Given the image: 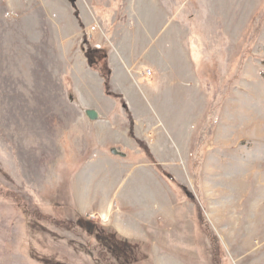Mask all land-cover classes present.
I'll use <instances>...</instances> for the list:
<instances>
[{"label":"rangeland","instance_id":"obj_1","mask_svg":"<svg viewBox=\"0 0 264 264\" xmlns=\"http://www.w3.org/2000/svg\"><path fill=\"white\" fill-rule=\"evenodd\" d=\"M122 55L137 76L160 67L164 102L114 82ZM123 86L180 165L142 157L193 205L145 243L72 203L101 144L86 110L148 130ZM107 150L140 162L122 138ZM0 264H264V0H0Z\"/></svg>","mask_w":264,"mask_h":264},{"label":"crops","instance_id":"obj_2","mask_svg":"<svg viewBox=\"0 0 264 264\" xmlns=\"http://www.w3.org/2000/svg\"><path fill=\"white\" fill-rule=\"evenodd\" d=\"M122 56L123 58L116 57L119 61L114 60L115 64L112 65L114 82L121 85L124 82H128L131 87H133V82L138 85L139 82H143L154 104L164 102L162 101V92L166 89L161 90L163 80L160 78L162 76L160 67L158 66L156 69L150 66L154 79L146 81L147 75H136V72L142 71V68H137L135 72V67L131 69L134 65L131 66V58ZM124 60L126 61L125 63H120ZM130 70L135 72V77H132ZM175 75L177 78L178 75ZM173 84L177 88H175L176 91H173L172 98L177 101L179 100V95L185 94L187 89H184V83L178 89L176 79ZM133 89L136 90L135 88ZM183 89L184 92H182ZM120 94H123L124 98L128 100L130 112L138 115L137 118L139 120L136 121V126L143 122L147 124L148 130L142 132L140 128L134 129L133 132L135 131L137 134L134 136L135 139L131 135V124L129 128L126 124L122 127L117 122H113L111 115L118 110L117 106L107 110L108 116L106 117H104V113L98 107L94 109H88L87 107L88 110H93L98 114V119L90 120L86 117V120H89L88 124H90L91 133L94 134L101 144L96 149L97 151L86 153L90 163L88 170H83L73 178L72 203L80 215L94 214L99 216L106 223L114 225L128 240L145 243L150 241V238H148L149 234L152 233L154 235V233L160 232L162 227L170 225L175 229L184 223L182 210L188 209L191 212L193 205L186 202V208L184 206L179 207V202L184 199H180L177 191L175 192L172 187L165 184L166 182L162 178L161 172L155 168L154 164L143 158L145 156L144 151L136 141L144 143L154 160L158 163L178 162L180 165V161L174 158L175 155L172 154V150L168 149L162 142L163 134H165L166 130L158 129L159 123H152L151 118L145 115L146 111L143 106L139 105L136 108L132 106L131 102L133 101L130 100V96L133 97L132 95L137 94V92L132 91V89H126L123 86V91ZM99 95L104 97V99L106 98L103 92ZM105 101L110 102L107 98ZM153 110L157 111L155 108ZM141 114L144 116L141 117ZM104 118L110 121L106 123L103 120ZM133 134L135 135V133ZM120 138L125 141L130 150H135L138 156L141 155L140 162L125 163L121 161L122 159H118L108 152V143ZM191 147L190 145L188 151L185 149L187 154H192ZM120 150L122 151L123 149ZM180 155H182V152ZM158 165L160 166V164L156 165L157 168L159 167ZM120 173H123V176ZM174 177L179 178L178 175H174ZM122 186L125 188L122 189ZM189 193L192 194L194 192L191 190Z\"/></svg>","mask_w":264,"mask_h":264},{"label":"trees","instance_id":"obj_3","mask_svg":"<svg viewBox=\"0 0 264 264\" xmlns=\"http://www.w3.org/2000/svg\"><path fill=\"white\" fill-rule=\"evenodd\" d=\"M97 50V49H96ZM99 51V50H98ZM94 53H95V50H87V52H86V54H87V57H88V62H89V65L91 66V67H93L94 65H95V59H94V57H93V55H94ZM104 77H106V76H104ZM133 125H134V123H133V121H131V129H132V131H131V135H132V137L133 138H135L134 137V134H133ZM136 139V138H135ZM137 141V143L139 144V145H141L142 146V148H146L147 150H148V148L146 147V145H144V143H142V142H140V141H138V140H136ZM153 164H157V163H155V161L154 162H152ZM159 166V165H158ZM159 169H160V171L162 172V170H161V168H160V166L158 167ZM166 177H168V178H172V177H170V175H168V174H166L165 172H162ZM172 181L174 182L175 180L172 178ZM176 183V182H175ZM183 189H185V188H183Z\"/></svg>","mask_w":264,"mask_h":264},{"label":"water","instance_id":"obj_4","mask_svg":"<svg viewBox=\"0 0 264 264\" xmlns=\"http://www.w3.org/2000/svg\"><path fill=\"white\" fill-rule=\"evenodd\" d=\"M86 114H87V116H88V118H89L90 120H96V119H98V114H97V112H95V111H93V110H88V111H86ZM113 153L116 154V155H122V156L125 155V154L122 153L121 150L118 149V148L114 149V150H113Z\"/></svg>","mask_w":264,"mask_h":264},{"label":"built area","instance_id":"obj_5","mask_svg":"<svg viewBox=\"0 0 264 264\" xmlns=\"http://www.w3.org/2000/svg\"><path fill=\"white\" fill-rule=\"evenodd\" d=\"M151 74V72L149 71L148 73H147V75L149 76Z\"/></svg>","mask_w":264,"mask_h":264}]
</instances>
